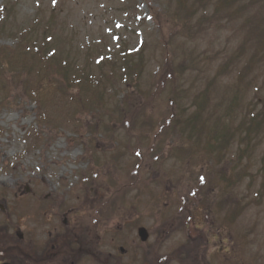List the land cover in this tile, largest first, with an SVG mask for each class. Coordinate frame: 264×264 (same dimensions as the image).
Returning <instances> with one entry per match:
<instances>
[{
    "label": "rangeland",
    "instance_id": "1",
    "mask_svg": "<svg viewBox=\"0 0 264 264\" xmlns=\"http://www.w3.org/2000/svg\"><path fill=\"white\" fill-rule=\"evenodd\" d=\"M64 215L130 263L144 227L155 264H264V0H0V236Z\"/></svg>",
    "mask_w": 264,
    "mask_h": 264
},
{
    "label": "flooded vegetation",
    "instance_id": "2",
    "mask_svg": "<svg viewBox=\"0 0 264 264\" xmlns=\"http://www.w3.org/2000/svg\"><path fill=\"white\" fill-rule=\"evenodd\" d=\"M58 222L59 225L45 235L42 230L34 228L18 231L17 239H11L6 235L0 236V264H139L137 257L131 263L127 261V252L122 248H118V257L106 255L101 251L107 232L105 225L102 227L101 224H97L99 229L92 232L94 226L92 229L88 225L81 228V224L72 226L68 215L58 219ZM147 234L150 238L148 231ZM196 240H189L193 244L183 247L184 255L179 257L178 264H203L204 259L200 256L201 245L198 247ZM226 243V246L215 247L210 261L208 260L206 264L235 263L231 256H225L233 253L231 245L233 242L228 239ZM139 245L142 248L146 247V255L142 257L140 263L155 264L149 239ZM136 247L138 248V245ZM205 249L207 250V245Z\"/></svg>",
    "mask_w": 264,
    "mask_h": 264
},
{
    "label": "trees",
    "instance_id": "3",
    "mask_svg": "<svg viewBox=\"0 0 264 264\" xmlns=\"http://www.w3.org/2000/svg\"><path fill=\"white\" fill-rule=\"evenodd\" d=\"M127 56L128 55H125V58L122 61L124 63V65H126V66L128 64H131V62H133V58H131L130 62H128L127 59H130V58H128ZM249 62L250 63L253 62V58L250 59ZM64 64H65L64 69H63V71H61V74H60L63 77V81L64 82L62 84L61 83H58L57 84V89L59 90V88H60V90L62 92H66L64 90H69L70 91L71 87L73 86V88H75V89H77V90L80 91L79 95H87L85 97H90L91 98V100H89L90 101L89 104H91L94 107L97 106L100 103V97H101V96H98V95H100L101 93H99V94L97 93V91H96L97 90L96 89V85H95V83H93L92 81H90V79L88 77V74L85 71H82V70H77V71L74 70L73 73H75V72H77V73L74 74V80L71 82V81H69V77H70L69 70H70V67L66 65L67 64L66 62ZM6 67L4 68V64H3L2 67H1V71L6 70ZM45 70H46V68H44L43 73L45 72ZM125 72H129V70H127ZM125 72H124V74H125ZM47 73H48V69H47ZM45 83H46V77H44L39 82L40 85L37 87L38 88L37 94L39 96H38V98L36 97V99L34 100V103L36 104V106L38 108L41 107V100L40 99L42 98V92H44V86L43 85ZM39 90H41V91H39ZM38 91H39V93H38ZM40 94H41V96H40ZM94 96L96 98L95 100H93L94 99ZM69 98H71V96ZM98 99H99V102H97ZM71 101L73 103H75L76 108H77V106H80V109H82L83 106H86V105H84L85 103H81V101H76L75 99H73ZM201 111H203V106H202V103H199V105H197L196 112L199 113ZM129 120H131V117L129 118ZM225 120H226V118H225ZM191 121H192V123H196V120H194V119H191ZM201 124L203 126L205 124V122H203ZM226 129L229 130V126L227 124L224 125V130H225V133H228Z\"/></svg>",
    "mask_w": 264,
    "mask_h": 264
},
{
    "label": "water",
    "instance_id": "4",
    "mask_svg": "<svg viewBox=\"0 0 264 264\" xmlns=\"http://www.w3.org/2000/svg\"><path fill=\"white\" fill-rule=\"evenodd\" d=\"M138 235H139V238L142 242L146 241L147 239V236H146V232L144 229H139L138 231Z\"/></svg>",
    "mask_w": 264,
    "mask_h": 264
}]
</instances>
